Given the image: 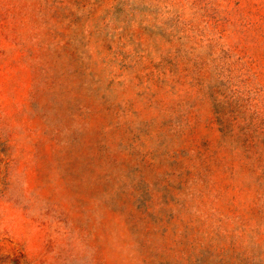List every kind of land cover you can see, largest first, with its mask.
<instances>
[{
  "label": "rangeland",
  "instance_id": "obj_1",
  "mask_svg": "<svg viewBox=\"0 0 264 264\" xmlns=\"http://www.w3.org/2000/svg\"><path fill=\"white\" fill-rule=\"evenodd\" d=\"M0 264H264V0H0Z\"/></svg>",
  "mask_w": 264,
  "mask_h": 264
}]
</instances>
